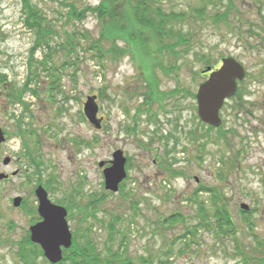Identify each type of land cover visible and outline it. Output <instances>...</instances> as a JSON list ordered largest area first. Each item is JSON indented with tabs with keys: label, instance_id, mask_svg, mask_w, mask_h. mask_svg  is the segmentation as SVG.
<instances>
[{
	"label": "rangeland",
	"instance_id": "1",
	"mask_svg": "<svg viewBox=\"0 0 264 264\" xmlns=\"http://www.w3.org/2000/svg\"><path fill=\"white\" fill-rule=\"evenodd\" d=\"M31 1L51 25L52 45L65 42L67 32L76 33L78 60L60 48L52 50L46 70L39 67L31 83L36 94L27 90L21 97L24 103L17 101V89L29 72L28 59L36 64L34 59L47 49L36 50L31 57L36 35L22 23L20 1L0 0V127L5 133L0 172L18 171L0 180V264L25 263L20 241L33 217L25 208L36 209V179L51 177L50 199L75 204L67 218L69 227L84 233L92 224L90 236L97 248L108 240L112 223L120 229L113 245L124 234L126 251L151 258L148 264H158L160 257L168 264H243L235 254L234 237L217 234L207 219H201L198 200L208 208L210 193L195 191L201 186L215 188L227 202L238 243L245 248L264 245V0H231L229 10L228 0H153L166 11L184 13L172 24L182 29L187 41L173 50L161 48L162 42L150 31L133 29L127 0H111L122 29L116 34L122 38L115 40L114 35L113 46L106 41L101 52L90 43L111 17L100 20L87 13L78 21L69 18L66 6L81 8L101 0ZM200 8L201 15L196 14ZM215 12L224 13V18L216 21ZM124 32H132L127 41L122 40ZM228 56L238 60L246 74L238 83L239 95L228 98L219 110L224 136L215 141L217 131L212 130L210 141L192 142L190 129L197 135L206 132L196 113L195 94L205 78L201 71ZM54 68L58 84L48 77ZM150 75L161 92L155 97L148 91ZM91 94L97 95L98 116L103 118L99 129L82 112ZM18 119L33 133L20 134ZM162 135L170 140L169 146L177 138L174 156L165 162L157 139ZM80 138L93 139L91 147L77 143ZM25 142L39 155V171L29 162ZM117 148L128 158L127 177L121 191L110 194L103 186L102 169ZM5 156L11 157L7 165L2 163ZM168 164L175 175L166 169ZM18 195L25 203L14 207L12 199ZM91 203L94 209L88 206ZM240 203L249 206L250 226ZM183 234L190 237H179ZM41 257H32L33 264H47Z\"/></svg>",
	"mask_w": 264,
	"mask_h": 264
},
{
	"label": "trees",
	"instance_id": "2",
	"mask_svg": "<svg viewBox=\"0 0 264 264\" xmlns=\"http://www.w3.org/2000/svg\"><path fill=\"white\" fill-rule=\"evenodd\" d=\"M21 9L23 11V17H22V23L26 26L28 29H33L35 31V40L33 42V45L30 48V55L31 57L35 53L36 50H42V48H46L47 51L41 56L40 59H34L36 64L31 63V59H28V75L26 76V79L22 85L21 88H18L17 95L15 96V99L21 103H24V101L21 99L22 94L25 91H31L34 94L35 91L31 87V83L33 80H35L38 77L39 74V67L46 70L44 67H46V61L47 58L51 57L52 50L55 51L56 48H60L63 51H66V55L72 56L75 55V60H78V54L76 52L77 47L79 46L78 40H76V33L75 32H67L64 40H61L60 43H57L52 45L49 42V38L52 32L51 25L49 24V21L47 18L41 14L40 9L37 7L35 3H33L31 0H19ZM127 17L129 18V23L133 27L134 30H137L138 32H147L150 31L153 35V37L157 38L162 44L160 45L161 48H168V50H173L178 44L187 41L185 38V33L182 32V29L179 30L174 27L172 24L173 21H176L177 19H182L184 17V13L176 12L173 10L166 11L162 9V7L158 4H155L153 0H127ZM62 4H65L64 2H60ZM232 4L231 0H228L227 9L229 10L230 5ZM113 3L111 0H101L96 5H85L81 8L76 7L75 5L71 3H66V6H68L69 10V18L75 19V20H82L86 17L87 13L95 14L97 18L100 20L106 16H110L111 20L107 24L106 28L102 29L100 31V35L96 37L95 39L91 40V46H93L98 52H101V49L103 47V43L106 41L110 42L111 39H114V35H116L115 40L122 38L120 35L116 34L117 31L121 32V26L118 28L117 25V17L115 18V11L113 10ZM196 14L201 15L203 12V8L197 9ZM224 14V13H223ZM223 14L219 12H215L212 15V18L215 17L216 21H220L223 19ZM118 29H117V28ZM138 32H135L136 35ZM132 32H124L123 41H127L125 38L126 35H128ZM120 34V33H119ZM188 33H186L187 35ZM80 35H82L80 33ZM166 36V37H165ZM164 37L167 38L166 41L164 40ZM132 39V38H131ZM112 42V41H111ZM113 46V42H112ZM76 49V50H75ZM111 50V49H110ZM65 63L72 64L71 61L65 60ZM204 63L208 65L210 62L208 60H204ZM51 68V66L49 67ZM50 71V70H49ZM48 77L51 79V81L54 84H58L59 77L57 76L56 68H54L53 71L48 72ZM51 82V84H52ZM39 83V81H38ZM149 87V93L151 96L155 97L156 95H160V90L156 87V82L153 78V76L150 75V81L148 84ZM238 90L235 95L238 94ZM64 109V108H63ZM140 110H138L139 112ZM27 112V110L25 111ZM147 115L149 114L148 110L146 111ZM150 117V115H148ZM201 123V122H200ZM202 125H205L206 132L201 133L199 135L196 134L195 130L190 129L188 131V138L192 142L199 143L200 139L203 138L205 141H210V131L216 130L217 134L215 136V141L218 139H221L224 134H222L220 126L218 128H213L207 124L201 123ZM17 129L20 134H32L33 132L29 129H23L20 123V119L17 120ZM154 133V131H153ZM170 134V133H169ZM157 139L161 141L163 145V157L164 162L169 156L175 152V145L177 144V138L173 137V141L170 144V140L165 136H159ZM77 143H80L82 145H85L86 147H91L93 143V139L91 141L87 139L80 138ZM25 148L26 155L29 159V162L32 163L35 167H37V171H39V155L35 154L33 151V147H30L26 142L22 144ZM201 147L204 146V144L200 145ZM172 158L170 157V160ZM173 160H176L173 157ZM166 169L172 173V175H175L177 171L171 170L169 167V164L166 165ZM183 174L182 171H179V174ZM38 184H43V186L47 189V191L52 190V186L50 182L54 181V178L51 177L50 179H47L46 181H42L41 178L36 179ZM41 182V183H40ZM124 181L120 185V191L122 189ZM209 192L210 193V204L208 208H206L203 200H198V211L202 215L201 219H207V221L210 223V227L212 229L214 228L215 231H217V234L220 235H230L234 237V241L237 242L234 251L236 256H239L243 262V264H264V245L259 244V246L256 248V245H248L247 248L243 247L236 237H235V222L230 214V211L228 209L227 202L223 195H221L215 188L211 187H205L201 186L198 187L195 191V193L199 192ZM111 194V192H110ZM94 201H96L94 199ZM24 200H22L21 205L23 206ZM72 203V202H71ZM68 202L65 204L68 212L70 213V210L72 208V204ZM75 207V204H73ZM88 206H90V209L95 208V203H91ZM240 213L244 215L245 222L248 223L250 226V219L247 215L250 214V210H240ZM181 215L179 214V217ZM95 218V215L93 217ZM97 221H101L99 219H96ZM177 219L174 221L171 220L170 223H176ZM92 224L87 227V229H84V233L82 237L75 236L72 239V243L69 248L63 249V255L62 259L58 261L57 263H51L48 262L42 254V251L40 247L37 244H34L29 239L26 240V242L23 243L21 248V258L25 262L24 264H33L32 257L36 256V254L42 255V259L47 264H148V261L151 262V258L147 259L144 256L136 255L132 256L126 251L125 245V239L124 234H122V238L119 241V244L114 246V238L116 237L115 233H119V230L116 228L114 229V226H112V223L108 227V240L103 243L102 248H97L96 243L93 241V238L90 236ZM88 231V233L86 232ZM193 233L192 231L188 232V234ZM183 234L182 238L190 237ZM192 236V234H191ZM178 237V238H179ZM124 240V241H123ZM190 241V239L188 240ZM241 243V242H240ZM186 245V244H185ZM25 246L27 250H25ZM187 246V245H186ZM31 247V248H30ZM115 247V248H114ZM30 248V249H29ZM182 248L179 251H184ZM169 254V253H168ZM168 256V255H167ZM166 256V257H167ZM150 257V256H149ZM160 257L158 259V264H168L167 259H161ZM165 258V257H163Z\"/></svg>",
	"mask_w": 264,
	"mask_h": 264
},
{
	"label": "water",
	"instance_id": "3",
	"mask_svg": "<svg viewBox=\"0 0 264 264\" xmlns=\"http://www.w3.org/2000/svg\"><path fill=\"white\" fill-rule=\"evenodd\" d=\"M222 63L217 68L207 66L203 72H208L206 79L198 85L195 98L197 104L198 118L213 127L220 125L219 110L226 98L234 95L237 89V81L245 76L243 66L232 57H223ZM98 104L96 95H87L83 103V113L94 128H101L102 117H98ZM4 141V132L0 127V143ZM9 156L2 160L3 164H8ZM126 157L121 149L112 152L110 165L102 170L104 188L112 192L118 190L119 183L126 177L125 170ZM104 162H99L102 166ZM17 171H13L15 175ZM7 177V174L0 172V179ZM38 201L37 211L42 217L41 220L32 224L30 230V240L38 243L43 249L45 258L56 263L62 258L61 246L67 248L71 243V233L66 221L67 211L63 206L54 204L48 198V193L42 185H37L34 190ZM21 196L12 199L13 206H19ZM242 210H248L246 203H240Z\"/></svg>",
	"mask_w": 264,
	"mask_h": 264
},
{
	"label": "flooded vegetation",
	"instance_id": "4",
	"mask_svg": "<svg viewBox=\"0 0 264 264\" xmlns=\"http://www.w3.org/2000/svg\"><path fill=\"white\" fill-rule=\"evenodd\" d=\"M10 176H13V175H11V172L8 174L7 178H5V179H8ZM35 206H36V209H35V211H34L32 208H29V207H27V205H26V208H25L26 211L29 210L30 215L33 216V217H32V219L30 220V222L28 223V228H27V230H26V232H25V235L23 236L22 240L20 241V243H21V242H22V243L26 242L27 239L30 240V238H29V236H30V233H29V227H30V225H32L33 223H35L36 221H39V220L41 219V217H40L39 214L37 213V203H36ZM70 231H71L72 238H73V236L80 235V236L82 237V235H83L82 230H81L80 232H76L75 230H71V229H70ZM26 248H28V246H27ZM26 248H25V249H26ZM30 248H31V247H30ZM30 248H29V249H30ZM41 256H42V255H41Z\"/></svg>",
	"mask_w": 264,
	"mask_h": 264
}]
</instances>
